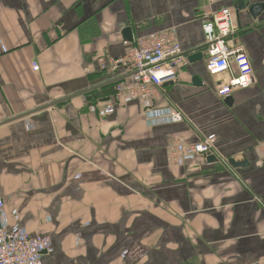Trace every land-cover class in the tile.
Listing matches in <instances>:
<instances>
[{
	"label": "crops",
	"instance_id": "crops-1",
	"mask_svg": "<svg viewBox=\"0 0 264 264\" xmlns=\"http://www.w3.org/2000/svg\"><path fill=\"white\" fill-rule=\"evenodd\" d=\"M253 4L264 0H0V199L9 225L50 239L42 264H264V9L252 20ZM221 8L235 11L254 74L226 100L201 28ZM165 30L203 55L159 89L156 108L187 120L147 124L138 102L89 113L113 92L98 60ZM211 137L218 163L182 153Z\"/></svg>",
	"mask_w": 264,
	"mask_h": 264
},
{
	"label": "built area",
	"instance_id": "built-area-1",
	"mask_svg": "<svg viewBox=\"0 0 264 264\" xmlns=\"http://www.w3.org/2000/svg\"><path fill=\"white\" fill-rule=\"evenodd\" d=\"M235 11L221 8L202 20L204 47L206 49V71L210 77L226 75L224 83L218 84L216 96L226 100L234 90L250 88L254 74L244 48L236 43L237 26L234 23ZM187 63L185 53L176 38L175 31L165 30L138 38L134 45L121 57L100 58L99 70L109 80L118 79L120 71L127 74L113 84L112 94L101 104L88 106L91 114L99 117L111 115L117 104L132 102L141 104L147 124L182 123L187 118L175 106L157 109L160 99L159 89L176 79V70ZM32 70L38 65L32 63ZM120 74V75H118ZM217 139L214 137L182 145L186 157L216 156ZM260 155L264 157V142L259 144ZM222 163L227 164V162ZM12 216H17L13 210ZM51 249V241L42 235L31 236L18 225H9L4 218V206L0 199V264H42L41 256Z\"/></svg>",
	"mask_w": 264,
	"mask_h": 264
},
{
	"label": "water",
	"instance_id": "water-1",
	"mask_svg": "<svg viewBox=\"0 0 264 264\" xmlns=\"http://www.w3.org/2000/svg\"><path fill=\"white\" fill-rule=\"evenodd\" d=\"M246 8V5L244 4V2H239L238 6L235 8V11L239 12V11H244ZM264 9V6L262 4H253L251 6H249V8H247V13L249 15V17L252 20H256L260 13L262 12V10ZM123 38L126 42L131 43L133 41V37H132V31L130 28H126L123 31ZM202 47H200L199 49H201ZM197 49V50H199ZM203 55L201 54V52H196L193 53L189 56H187V61L189 63H194L197 61H200L202 59ZM117 81H119V79H114L111 80L110 82H108V84H114ZM193 82L194 84L200 85V80L198 78H193ZM206 161L210 164H215L218 163V159L215 158L213 155H209L206 157ZM227 164L229 167L236 169V168H243L247 165L246 161H241V162H236L233 159L227 160Z\"/></svg>",
	"mask_w": 264,
	"mask_h": 264
}]
</instances>
